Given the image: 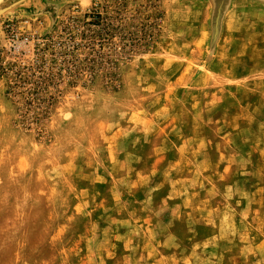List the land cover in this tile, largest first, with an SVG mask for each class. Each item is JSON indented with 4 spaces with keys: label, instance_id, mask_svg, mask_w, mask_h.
Wrapping results in <instances>:
<instances>
[{
    "label": "rangeland",
    "instance_id": "374dc122",
    "mask_svg": "<svg viewBox=\"0 0 264 264\" xmlns=\"http://www.w3.org/2000/svg\"><path fill=\"white\" fill-rule=\"evenodd\" d=\"M31 1L0 0V264H264V0Z\"/></svg>",
    "mask_w": 264,
    "mask_h": 264
},
{
    "label": "trees",
    "instance_id": "16d2710c",
    "mask_svg": "<svg viewBox=\"0 0 264 264\" xmlns=\"http://www.w3.org/2000/svg\"><path fill=\"white\" fill-rule=\"evenodd\" d=\"M99 11H97L98 13ZM96 13V12H95ZM93 13L91 23L98 22L100 16ZM89 16V15H86ZM110 17V16H108ZM107 18V17H106ZM103 30H98V36L104 37V34L102 33ZM112 62L110 59L108 60V64ZM110 65V64H109ZM108 65V66H109ZM112 67H109L105 73H103V76H105L109 81V83H112L116 77L114 71L111 70ZM82 70V69H81ZM81 70H78L76 73L68 72L67 73V79L69 80V83L66 86L59 87V84L57 83H37L35 86L30 88L28 90L29 95L26 97V100L23 102H20L19 109H25V110H34L35 115L33 117H26L23 114L21 116H24L21 121L23 123L27 122L26 128L31 129L32 125H35V130L40 135L43 132V129L40 127L39 123H41L45 118H47V115L50 113L51 108L53 105L58 101V99L65 95L68 88L75 86L78 79L81 78L83 75H87L86 81L90 82L93 81L95 77L98 76L99 71H93V72H81ZM63 73L61 71H51L47 76H45V79L48 80H54V79H62Z\"/></svg>",
    "mask_w": 264,
    "mask_h": 264
},
{
    "label": "crops",
    "instance_id": "0c3cea01",
    "mask_svg": "<svg viewBox=\"0 0 264 264\" xmlns=\"http://www.w3.org/2000/svg\"><path fill=\"white\" fill-rule=\"evenodd\" d=\"M31 2L37 3V5H38V4H40L41 0H32Z\"/></svg>",
    "mask_w": 264,
    "mask_h": 264
}]
</instances>
